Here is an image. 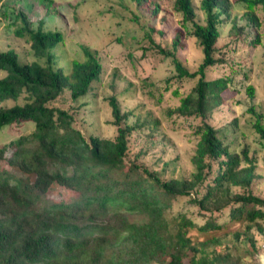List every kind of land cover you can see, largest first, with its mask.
Returning a JSON list of instances; mask_svg holds the SVG:
<instances>
[{
    "label": "trees",
    "instance_id": "1",
    "mask_svg": "<svg viewBox=\"0 0 264 264\" xmlns=\"http://www.w3.org/2000/svg\"><path fill=\"white\" fill-rule=\"evenodd\" d=\"M131 2L156 17L155 1ZM233 2L245 8L242 19L256 31L248 44L255 48L260 44L256 9L264 14V0ZM39 4L46 15L58 13L53 0ZM231 5V0H200V23L193 0H174L183 28L175 31L171 50L158 46V52L170 58L178 81L196 79L179 104L165 110V119L184 122L196 137L193 168L181 176L125 160L132 132L145 130L152 136L160 125L150 112L144 118L139 114L145 103L162 101V92L150 79L121 92L113 79L105 100L116 135L86 139L74 125L73 113L57 101L66 91L73 101L96 91L103 74L100 60L83 48L84 58L71 60L69 70L56 67L55 49L63 43V33L44 29L43 18L34 28L24 10L16 12L14 35L26 38L33 55L45 63H21L14 49L0 50V127L33 122L32 130L0 146V264H258L260 248L251 230L263 229L264 198L249 188L259 175L246 150H231L222 140L224 132L209 122L231 92L227 77L206 76L210 67L224 62L214 55L215 43L218 24L222 16H230ZM231 21L232 30H244L236 17ZM185 29L202 54L193 71L176 55ZM246 91L254 97L252 85ZM138 93L145 100L123 109L121 100H132ZM248 111L254 114L252 129L264 146V116L253 105ZM131 116L135 120L128 124ZM55 184L67 189L68 197L54 194ZM181 196L197 207L196 217L226 214L201 223L187 214H173V203ZM241 224L242 231L232 229Z\"/></svg>",
    "mask_w": 264,
    "mask_h": 264
},
{
    "label": "rangeland",
    "instance_id": "2",
    "mask_svg": "<svg viewBox=\"0 0 264 264\" xmlns=\"http://www.w3.org/2000/svg\"><path fill=\"white\" fill-rule=\"evenodd\" d=\"M159 4L156 17L152 18L146 9L137 8L131 0H53L56 15H46L39 0H2L0 1V50L14 49L21 63L37 59L26 38L16 37L14 28L19 24L16 12L24 10L33 22L34 28L40 18L44 20V29L59 30L63 33V43L55 49L57 62L55 66L68 69L71 60L84 58L83 48L94 52L102 64L103 74L99 87L84 98L73 101L68 92L57 101V105L71 111L74 115V125L80 129L86 139L91 135L114 138L116 126L111 123L110 108L105 97L111 92L109 85L113 79L117 91L138 86L145 78L150 79L162 92L159 105L145 103L139 109L141 118L148 112L159 118L160 125L151 131L132 132L129 136V148L125 155L127 162L135 160L141 166L161 174L174 176L188 175L193 166L190 157L194 152L196 137L184 122L165 119V110L179 104V98L184 96L194 85L196 79L178 81L170 58L158 52L171 50V42L175 31L183 28L181 15L173 10L174 0H153ZM232 1L230 16L218 24L219 35L215 43V57L223 58L224 62L213 65L207 70V78L227 77L230 94L224 103L215 108L209 122L224 132L222 140L231 150L242 152L246 150L253 158L255 171L259 175L249 188L253 194L264 198V146L258 135L252 129L254 114L248 111L253 105L256 113L264 116V14L260 8L256 14L260 21L257 32L260 44L255 48L248 42L256 31L250 25H245L242 19L245 11L243 4ZM200 0H193L195 20L204 23L203 12L199 7ZM238 20L237 26H244L238 32L232 30V18ZM153 28V29H152ZM182 45L176 52L178 59L188 70H196L202 61L201 51L190 35L188 29L183 30ZM249 32V35L246 34ZM71 68V66H70ZM69 70V69H68ZM4 72L0 70V77ZM254 87V97L249 98L246 88ZM177 91V95L173 92ZM95 94V95H94ZM145 100L138 95L132 100H121L123 109L127 110ZM135 118L127 121L132 124ZM264 120V119H263ZM33 129V122L12 123L0 127V146L16 138L20 133ZM4 167L8 168L6 164ZM165 170V171H164ZM54 194L68 197L69 191L58 185H53ZM238 190V189H237ZM173 214H187L198 222L207 217L221 220L226 214L206 213L196 217L197 207L188 196L179 197L172 208ZM262 231L257 226L252 228L260 252H264V221ZM233 230H243V225H235Z\"/></svg>",
    "mask_w": 264,
    "mask_h": 264
},
{
    "label": "water",
    "instance_id": "3",
    "mask_svg": "<svg viewBox=\"0 0 264 264\" xmlns=\"http://www.w3.org/2000/svg\"><path fill=\"white\" fill-rule=\"evenodd\" d=\"M257 260H258L259 264H264V252H260L257 255Z\"/></svg>",
    "mask_w": 264,
    "mask_h": 264
}]
</instances>
